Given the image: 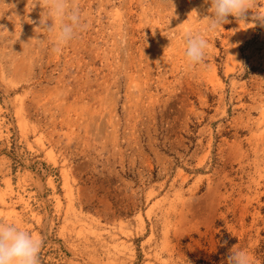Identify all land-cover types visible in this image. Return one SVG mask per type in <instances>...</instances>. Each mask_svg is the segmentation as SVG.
<instances>
[{
  "label": "rangeland",
  "instance_id": "rangeland-1",
  "mask_svg": "<svg viewBox=\"0 0 264 264\" xmlns=\"http://www.w3.org/2000/svg\"><path fill=\"white\" fill-rule=\"evenodd\" d=\"M31 2L0 0V222L39 264H223L225 233L264 264V0L212 31L210 0H68L63 45Z\"/></svg>",
  "mask_w": 264,
  "mask_h": 264
},
{
  "label": "clouds",
  "instance_id": "clouds-1",
  "mask_svg": "<svg viewBox=\"0 0 264 264\" xmlns=\"http://www.w3.org/2000/svg\"><path fill=\"white\" fill-rule=\"evenodd\" d=\"M39 0H32L31 8ZM53 8L51 15L56 17L55 40L57 45H63L70 41L74 31L80 24L78 10L69 5L68 0H52ZM250 9L249 0H210L209 11L212 15L207 16L206 30L212 31L217 26L226 22V17L231 14L234 17L244 19L246 10ZM196 13L195 10H192ZM264 23V14L254 15ZM50 15L45 14L40 18L41 29H52L45 24ZM199 20L197 13L196 17ZM184 57L190 64L202 61L207 40L197 30L185 29ZM41 240L35 234L18 227L14 222H0V264H39L38 254ZM227 264H251V256L247 250L235 248L227 256Z\"/></svg>",
  "mask_w": 264,
  "mask_h": 264
},
{
  "label": "trees",
  "instance_id": "trees-1",
  "mask_svg": "<svg viewBox=\"0 0 264 264\" xmlns=\"http://www.w3.org/2000/svg\"><path fill=\"white\" fill-rule=\"evenodd\" d=\"M235 242V239L228 237V234L219 239L220 245L218 246V250L216 253L212 255V259L216 262H223V264H227V250L230 246Z\"/></svg>",
  "mask_w": 264,
  "mask_h": 264
}]
</instances>
